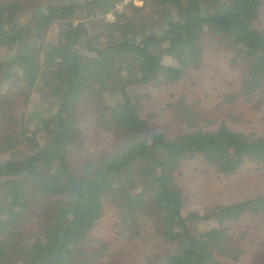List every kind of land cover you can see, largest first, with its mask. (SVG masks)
<instances>
[{
	"label": "trees",
	"instance_id": "1",
	"mask_svg": "<svg viewBox=\"0 0 264 264\" xmlns=\"http://www.w3.org/2000/svg\"><path fill=\"white\" fill-rule=\"evenodd\" d=\"M113 1L50 2L24 20L21 4L0 3L7 71L17 72L25 88L38 94L39 106L27 116L25 138L18 136L16 117H3L15 133L0 134V264H73L85 250L81 232L92 230L112 205L124 226L135 229L137 215L150 212L160 237L175 239L173 252L151 264L236 261L240 252L228 246L233 239L225 225L251 216L264 226V196L218 206L206 216L183 214L175 173L195 159L224 176L246 163L264 166V136L221 124L167 138L150 127L152 116H141L129 92L182 79L195 67L199 43L208 35L234 60L247 63L241 91L256 93L264 85V31L256 26L263 0H141V7L127 6L134 13L126 21L116 11L113 21L100 18ZM149 6L161 13L160 30L155 20L138 19ZM94 86L105 98L104 124L121 134L123 143L72 167L69 153L79 129L66 115L76 105L75 94ZM9 91L4 81L0 109L14 107ZM44 106L53 114L47 116ZM21 145L27 151L23 158L16 155ZM33 215L46 223L30 235L25 227ZM210 220L221 227L216 238L191 232L190 226ZM103 250L100 246L87 261L100 258Z\"/></svg>",
	"mask_w": 264,
	"mask_h": 264
},
{
	"label": "rangeland",
	"instance_id": "2",
	"mask_svg": "<svg viewBox=\"0 0 264 264\" xmlns=\"http://www.w3.org/2000/svg\"><path fill=\"white\" fill-rule=\"evenodd\" d=\"M60 1L0 0V3L21 4L20 18L24 20L34 11H43L48 3ZM78 1L63 0V3ZM129 4L141 7L142 1L114 0L107 4L104 8L106 12L100 18L113 21L116 17L113 12L116 11L117 14L123 13V20L126 21L134 13L127 7ZM85 13H81L78 18L81 20ZM160 14V11L149 6L141 12L138 19L142 21L144 18L145 21L142 22L155 20L152 24L160 30ZM256 26L264 31V0ZM98 33L99 31L93 32ZM199 47L201 55L199 54L195 67L187 70L179 81L130 89V96L137 103L141 116L151 115L150 127L159 130L167 138L199 129L215 130L221 124L244 135L264 136V85L254 94H243L241 81L247 63L234 60L228 49L218 45L208 35L202 36ZM4 54L5 51L0 49V88L6 81L10 89L9 96L14 99V107L0 109V134L8 129L11 134L15 133L13 124L3 119L4 116H14L19 122L18 136L25 138L28 136L27 116L39 108L36 103L38 94L33 89L25 88L17 72L7 71L2 57ZM157 55L162 61L166 60L161 50H157ZM75 97L76 105L66 115L67 119L77 122L79 129V136L69 153L72 167L77 165L75 161L88 163L102 155L113 153L123 143L121 134L104 124L102 105L104 106L105 98L98 87H89L87 91L76 93ZM46 107L48 106L43 107L45 114H53V109ZM26 153V147L21 145L16 155L23 158ZM175 178L184 198L183 214L196 212L206 216L218 206L264 196L262 164L246 163L234 174L224 176L201 160H188L177 169ZM145 207L150 208L148 205ZM116 209L114 205L107 208L92 230L81 232L86 242L85 250L73 258V264H81L83 261L87 264H151L157 258L164 259L173 252L175 239L165 240L160 237L156 222L149 216L150 212L137 215V226L133 229L122 224V218L120 219ZM44 218L31 216L25 227L26 232L34 235L36 230L45 225ZM225 226L230 229L233 239L228 246L233 252L239 251L240 254L236 261L231 257L217 258L219 261L226 264H264V226L259 218L246 216ZM220 229L211 220L190 226L192 233L204 234L208 238H216ZM100 246H104L101 257L89 263L87 260L91 258V253Z\"/></svg>",
	"mask_w": 264,
	"mask_h": 264
}]
</instances>
